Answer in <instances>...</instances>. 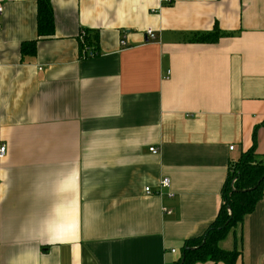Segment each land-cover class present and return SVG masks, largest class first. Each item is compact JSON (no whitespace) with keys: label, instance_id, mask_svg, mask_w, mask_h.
I'll list each match as a JSON object with an SVG mask.
<instances>
[{"label":"crops","instance_id":"obj_1","mask_svg":"<svg viewBox=\"0 0 264 264\" xmlns=\"http://www.w3.org/2000/svg\"><path fill=\"white\" fill-rule=\"evenodd\" d=\"M49 1L38 38L36 1L0 0V264H174L264 154V0ZM219 246L264 264V196Z\"/></svg>","mask_w":264,"mask_h":264},{"label":"trees","instance_id":"obj_2","mask_svg":"<svg viewBox=\"0 0 264 264\" xmlns=\"http://www.w3.org/2000/svg\"><path fill=\"white\" fill-rule=\"evenodd\" d=\"M37 7L38 38L52 35L54 20L49 0H35ZM216 25L213 30L193 33L190 41L198 43H216L226 36ZM84 40L90 44L97 54V35L87 33ZM36 40L21 44V55L35 53ZM80 49L82 43L80 41ZM264 124V120L261 125ZM252 146L229 165L227 178L222 188V203L206 229L198 236L190 237L183 242L179 258L174 264H196L211 261L224 264H236L241 252L237 249L224 250L219 241L229 231L242 222L246 214L251 213L258 201L264 196V154L256 153L255 133ZM231 182L232 185H231Z\"/></svg>","mask_w":264,"mask_h":264},{"label":"built area","instance_id":"obj_3","mask_svg":"<svg viewBox=\"0 0 264 264\" xmlns=\"http://www.w3.org/2000/svg\"><path fill=\"white\" fill-rule=\"evenodd\" d=\"M0 10H1V7H0ZM146 34H147L149 39L155 41L156 38H155V35H154V32L152 29H147ZM86 35H87V32L85 30H81L80 35H79L80 41L82 43L81 57H90V56L96 55L92 46L84 40V37ZM121 45L125 46L126 43L122 40ZM229 149L233 150V146L231 145L229 147ZM149 151L154 153V154L157 153V149L155 147L149 148ZM4 155H5V146L0 145V158L3 157ZM168 184H169V180L167 178L162 179V181L160 182V186H162V187H166V186H168ZM145 192L150 193L149 187L145 188ZM172 252H175V251L172 250Z\"/></svg>","mask_w":264,"mask_h":264},{"label":"water","instance_id":"obj_4","mask_svg":"<svg viewBox=\"0 0 264 264\" xmlns=\"http://www.w3.org/2000/svg\"><path fill=\"white\" fill-rule=\"evenodd\" d=\"M182 262H183V259L181 260V264H182Z\"/></svg>","mask_w":264,"mask_h":264},{"label":"rangeland","instance_id":"obj_5","mask_svg":"<svg viewBox=\"0 0 264 264\" xmlns=\"http://www.w3.org/2000/svg\"><path fill=\"white\" fill-rule=\"evenodd\" d=\"M233 182H231V185H232Z\"/></svg>","mask_w":264,"mask_h":264}]
</instances>
